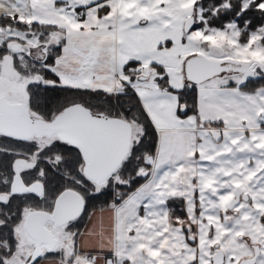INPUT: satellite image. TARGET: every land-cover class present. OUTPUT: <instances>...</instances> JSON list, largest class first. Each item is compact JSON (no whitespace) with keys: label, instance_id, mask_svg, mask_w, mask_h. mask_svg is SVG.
<instances>
[{"label":"snow or ice","instance_id":"snow-or-ice-1","mask_svg":"<svg viewBox=\"0 0 264 264\" xmlns=\"http://www.w3.org/2000/svg\"><path fill=\"white\" fill-rule=\"evenodd\" d=\"M0 264H264V0H0Z\"/></svg>","mask_w":264,"mask_h":264}]
</instances>
